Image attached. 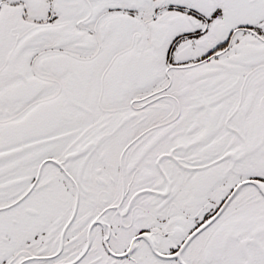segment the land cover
Listing matches in <instances>:
<instances>
[{
	"label": "snow or ice",
	"instance_id": "obj_1",
	"mask_svg": "<svg viewBox=\"0 0 264 264\" xmlns=\"http://www.w3.org/2000/svg\"><path fill=\"white\" fill-rule=\"evenodd\" d=\"M0 264H264V0H0Z\"/></svg>",
	"mask_w": 264,
	"mask_h": 264
}]
</instances>
